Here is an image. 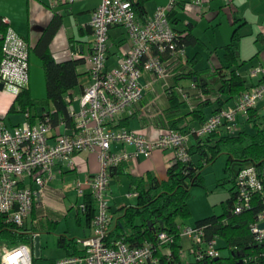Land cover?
Wrapping results in <instances>:
<instances>
[{
    "label": "built area",
    "instance_id": "built-area-1",
    "mask_svg": "<svg viewBox=\"0 0 264 264\" xmlns=\"http://www.w3.org/2000/svg\"><path fill=\"white\" fill-rule=\"evenodd\" d=\"M51 8L72 3L74 0H47ZM140 0H100L90 23L94 43L87 61L92 83L79 99V109L69 100V115L76 121L73 135L58 134L52 144L50 138L55 127L51 119L31 122L30 114L21 124L10 129L6 116H0V214H5L19 227L30 219L37 197L43 194L54 178V167L65 163L75 168V156L83 150L97 152L101 169L85 183L78 182L80 196L85 187L91 190L96 204L93 233L78 240L81 253L66 256L54 264H192L174 260L172 245L176 242L167 231L158 233L156 243L146 242L132 246L124 238L111 239L113 219L110 215L109 185L111 170L141 157L149 158L155 150L174 151V163L190 159L191 137L204 138L220 129L228 135L238 132L240 117L249 118L250 112L264 100V81L243 92L233 107L221 109L208 118L200 128L189 131L170 130L155 140L127 129L114 130L110 126L129 108L138 105L144 97L141 78L152 75L155 81L168 75L186 72V47L181 44L183 34L175 29L171 13L177 0H168L152 16L138 12ZM6 26L3 35V58L0 65V86H17L21 90L30 83V47L26 39L13 27L11 19L2 18ZM115 26L127 30L132 47L119 61L116 69L108 70L110 29ZM264 75L258 68L253 76ZM181 99L191 104L196 97L206 102L211 97L193 84L178 91ZM64 123V122H62ZM114 144L123 146L113 151ZM127 147H133L129 151ZM31 179L39 190L27 183ZM238 198L235 213L251 207L252 195L264 193V185L254 165L242 167L236 177ZM134 195H138L134 193ZM83 212L86 205L81 206ZM259 222L252 225L253 233L264 239ZM180 237L190 239L195 260L216 259L221 256L218 238L207 240L204 227L184 225ZM37 238L36 235L33 237ZM1 264H35V242L14 247L3 245Z\"/></svg>",
    "mask_w": 264,
    "mask_h": 264
},
{
    "label": "crops",
    "instance_id": "crops-1",
    "mask_svg": "<svg viewBox=\"0 0 264 264\" xmlns=\"http://www.w3.org/2000/svg\"><path fill=\"white\" fill-rule=\"evenodd\" d=\"M151 1L153 0H145L144 15L147 17L154 15L158 7L168 3V0H154L156 4L151 10L148 6ZM99 4L100 0H74L72 3L51 8L47 0H25L24 10L18 14L13 12L3 14L0 10V15L11 19L15 30L29 44L30 83L27 88L30 89L34 99L36 97L34 83H46L43 61L35 49L54 18L59 16L62 18V24L52 36L49 48L58 63L77 59L84 61V64L78 68L80 74L78 87L71 90L66 96L75 109H79V99L84 90L92 83L90 66L87 61L92 53L94 43L93 29L90 23ZM170 18L176 30L185 35L191 34L196 39L193 44L186 46L184 59L186 72L182 75L170 74L155 83H150L155 81L152 75L145 74L141 78V84L144 87L143 100L121 114L111 124V129L136 131L150 140H155L170 130L197 129L203 123L192 115H188L189 113L198 112L203 108L207 120L221 109L235 106L243 92L264 81V75L253 76L256 69L264 68V0H177ZM236 33L240 38L239 59L232 68H229L226 47L232 43ZM131 47L132 43L127 30L120 26L112 27L107 59L108 70L118 68L120 59L130 51ZM233 71L245 82L246 89L239 94L229 95L222 91L221 87L223 80L229 78ZM190 74L192 76L189 77ZM193 84H196L210 97L212 96L211 99L200 102L194 97L191 104L184 102L178 91L184 88L188 89ZM172 96L175 97V101H171ZM45 100H36L40 104L27 112L34 123L40 122L43 114L53 110L52 105H43ZM11 105V100H3L0 94V116L6 115L12 108ZM255 110L259 115L264 114V100L257 105ZM248 119L240 117L238 132L248 131L245 129L246 124L250 125ZM24 121L25 119H22L15 125L14 122H11L12 127L8 125V122L7 125L13 129ZM75 125L74 119L69 123L61 121L55 126L50 142L53 144L59 133L73 135ZM219 133L221 136L228 135L223 128L219 130ZM196 141L195 137H191L189 148H194ZM127 148L129 151L134 150L133 147ZM112 149L120 152L123 146L114 144ZM220 158L223 161V173H217V180L214 183L217 187L209 189L210 187L206 184V189L203 191H199L198 188L192 190L189 206L193 218L185 225L195 226L202 219L223 214L222 205L231 197L230 189L233 188V184L227 185L230 181V176L225 170L228 156L224 154ZM191 159L198 162L199 156H192ZM173 164L174 151L155 150L149 158L141 157L111 170L108 196L113 228L116 227V222L123 214L121 209L137 204L138 195L136 196L134 193L138 194V192L132 186V178H142L150 174L160 181H165L168 179V171ZM75 165V168H69L61 162L54 167V178L49 182L43 194L39 198L37 197L32 215L23 227L24 232L32 234L33 237L36 235L41 241L42 231L47 232L59 228L62 222L60 219L70 214V209L64 203L67 197L64 186L72 185V188L75 186V191L78 194L77 183L79 181L85 183L88 178L101 169L97 152L91 150L79 152L75 156ZM27 183L34 190H39V187L31 179H28ZM198 195L202 197V200L197 203L194 201V197H198ZM78 196L81 197L83 205H86L88 197L93 199L91 190L87 187L84 189V194L82 196L78 194ZM77 216L80 218L79 223L82 222V217L87 220V226L80 236L89 237L93 233L94 218L89 221L80 206ZM70 232L66 231L60 236L65 235L68 238ZM71 237L68 239L78 241L76 237ZM219 241L220 239H218V243ZM34 242L36 244V238ZM178 244L180 245L181 262L195 263L196 260L192 258L190 239L180 237ZM3 245L7 244L0 243V248ZM219 248H221L220 244ZM66 256H68L67 253L53 261Z\"/></svg>",
    "mask_w": 264,
    "mask_h": 264
},
{
    "label": "trees",
    "instance_id": "trees-1",
    "mask_svg": "<svg viewBox=\"0 0 264 264\" xmlns=\"http://www.w3.org/2000/svg\"><path fill=\"white\" fill-rule=\"evenodd\" d=\"M144 4L145 0H140L138 5L140 14L145 12ZM3 17L0 15V65L3 58V35L6 31ZM61 24L62 18L56 16L35 49L43 61L46 75L47 99L43 105L53 106V110L43 114L41 120L46 121L49 117L54 127L61 121L68 123L72 121L66 96L78 87L80 77L78 68L84 64L82 59L58 63L53 58L49 44ZM195 41L191 34H183L181 44L186 47ZM239 42L240 38L236 33L232 43L226 47L229 68L238 62ZM202 87L205 88V86ZM245 89V82L236 75L235 71L231 72L229 78L223 80L221 87V90L229 95L239 94ZM173 100L176 99L172 96L171 101ZM16 104L19 105L21 112L27 113L40 103L33 98L29 88H24L18 94L11 112L16 110ZM188 115H192L201 123L206 121L203 108ZM30 119L32 120L31 116ZM248 123L255 129L254 133L242 130L233 135L221 136L219 131H216L204 138H196V145L188 150L190 159L175 162L170 167L168 179L165 181H160L150 174L142 178H132V186L138 192L137 204L121 209L123 214L116 222L110 238H124L132 246H142L146 242L156 243L158 233L167 231L176 239L172 245L174 260L181 263L178 241L180 228L192 217L189 206L192 190L206 188L203 173L205 167L226 154L228 161L225 170L230 176L228 183L233 184V188L230 189L231 197L222 205L223 214L202 219L195 226L205 228L208 241L214 238L224 239L231 254L228 257L221 255L218 260H196L193 264H264V239L260 240L252 231V225L259 222L260 216L264 217V193H254L251 207L241 213H235L238 198L237 170L239 171L248 163L256 166L264 185V114L259 115L257 110L253 109ZM195 155L199 156L198 162L191 159ZM84 214L89 221H92L96 215V204L91 197L86 199ZM0 243L14 247L19 244H33L34 238L32 234L24 232L22 227L13 223L7 215L0 214ZM59 247L65 249L68 256L81 253L77 241L68 239L65 235L59 237ZM34 262L35 264L55 263L53 260L43 258L42 255Z\"/></svg>",
    "mask_w": 264,
    "mask_h": 264
},
{
    "label": "rangeland",
    "instance_id": "rangeland-1",
    "mask_svg": "<svg viewBox=\"0 0 264 264\" xmlns=\"http://www.w3.org/2000/svg\"><path fill=\"white\" fill-rule=\"evenodd\" d=\"M24 2L25 0H1L0 1V10L3 14H10L11 12L18 14L24 10ZM155 1H151L148 6L152 10L155 7ZM35 90L34 94L36 95L35 99L37 101H43L46 99V83H34ZM21 92V89L17 86H8L2 90H0V94L3 100H11L12 105H14L16 98L18 94ZM8 117V125L12 127L11 122H14V125L17 124L16 122H19L22 119L27 118V113L21 112L19 105L16 104V110L11 112V109L6 113ZM245 129H247L249 132L253 133L255 132V129L251 125H245ZM219 157L213 165L206 166L203 173L205 176V184H207L209 189H213V187H217L215 181L217 180L216 176L217 173H221L223 170V161L220 160ZM223 173V172H222ZM70 184V183H69ZM229 185V183H227ZM64 189L66 191V200L65 204L68 209H70V214L66 217H62L60 220L62 221L59 225V228L50 230L47 232L42 231L41 235V255L43 258L47 260H55L59 257H62L66 250L59 247V237L61 234H65L67 231L70 232V235H68V238L76 237V239L81 240L84 239L80 235L83 234V229L87 226V220L82 217V222L79 223V217L77 216L78 208L79 206H83V201L80 199L81 197L78 196V194L75 191V186L72 188V185L64 186ZM74 189V190H73ZM195 189V188H194ZM197 189V188H196ZM206 188H198L199 191H203ZM198 193V192H197ZM200 195H203L199 193ZM198 195V197H194L195 202H200L202 200V197ZM39 198V197H38ZM82 202V203H81ZM72 208V209H71ZM47 214V213H46ZM193 216L190 220H192ZM30 223V222H29ZM79 237H78V236ZM219 244L221 246V255L222 257H228L231 252L229 248H227L226 242L224 239L220 238ZM193 259H195L194 256H192Z\"/></svg>",
    "mask_w": 264,
    "mask_h": 264
},
{
    "label": "water",
    "instance_id": "water-1",
    "mask_svg": "<svg viewBox=\"0 0 264 264\" xmlns=\"http://www.w3.org/2000/svg\"><path fill=\"white\" fill-rule=\"evenodd\" d=\"M4 88L3 85L0 86V89L2 90ZM251 164L248 163L246 166H250ZM236 174H238V170L236 171ZM261 229H264V223H262L260 225ZM41 256V243H40V238H36V244H35V257L39 258ZM215 260H218V258H216ZM242 263V262H240Z\"/></svg>",
    "mask_w": 264,
    "mask_h": 264
}]
</instances>
